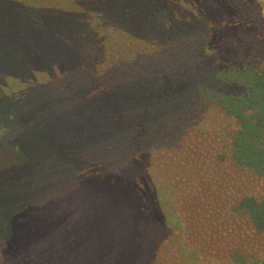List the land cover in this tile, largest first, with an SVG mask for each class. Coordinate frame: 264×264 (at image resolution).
Masks as SVG:
<instances>
[{
	"label": "trees",
	"instance_id": "16d2710c",
	"mask_svg": "<svg viewBox=\"0 0 264 264\" xmlns=\"http://www.w3.org/2000/svg\"><path fill=\"white\" fill-rule=\"evenodd\" d=\"M8 74L1 264H264V0H0Z\"/></svg>",
	"mask_w": 264,
	"mask_h": 264
},
{
	"label": "rangeland",
	"instance_id": "374dc122",
	"mask_svg": "<svg viewBox=\"0 0 264 264\" xmlns=\"http://www.w3.org/2000/svg\"><path fill=\"white\" fill-rule=\"evenodd\" d=\"M11 74V73H10ZM10 74H8V76H0V82H3V80L5 81V87L4 86H0V98L3 100H9L10 98L12 99H18L19 96L14 93H16V91L19 88V84L14 82V80L12 78H10ZM27 92L25 93V95L22 97L23 102H25L24 107L28 106V101H27ZM23 107V108H24ZM10 108V107H9ZM22 108V109H23ZM12 118V113L5 110V109H0V145H8L11 148L14 147L17 150V147H19V149L24 152V150L20 147V145L23 143L22 138H24L25 136L22 135V131L25 133H29V131L27 129H25V126L22 127V125H20L15 119H11ZM30 134V133H29ZM9 135H11V137L13 138L12 140L13 142H10V137ZM8 139V140H6ZM9 142V144H5ZM45 145L42 146H37L36 148L30 149L29 153L30 155H38L44 158H48V153L45 155V149H44ZM52 158V157H51ZM53 159V158H52ZM1 264V263H0Z\"/></svg>",
	"mask_w": 264,
	"mask_h": 264
}]
</instances>
